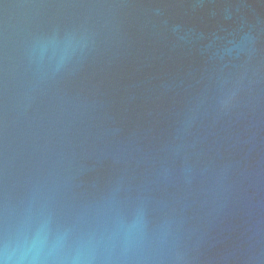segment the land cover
Masks as SVG:
<instances>
[{
  "label": "water",
  "instance_id": "95a60500",
  "mask_svg": "<svg viewBox=\"0 0 264 264\" xmlns=\"http://www.w3.org/2000/svg\"><path fill=\"white\" fill-rule=\"evenodd\" d=\"M264 264V0H0V249Z\"/></svg>",
  "mask_w": 264,
  "mask_h": 264
},
{
  "label": "clouds",
  "instance_id": "9594fccd",
  "mask_svg": "<svg viewBox=\"0 0 264 264\" xmlns=\"http://www.w3.org/2000/svg\"><path fill=\"white\" fill-rule=\"evenodd\" d=\"M0 264H90V257L84 252L71 261L67 258L52 257L51 254L42 257L38 251L31 248L10 246L6 238L3 248L0 249Z\"/></svg>",
  "mask_w": 264,
  "mask_h": 264
}]
</instances>
